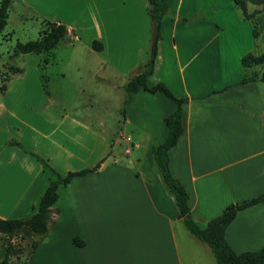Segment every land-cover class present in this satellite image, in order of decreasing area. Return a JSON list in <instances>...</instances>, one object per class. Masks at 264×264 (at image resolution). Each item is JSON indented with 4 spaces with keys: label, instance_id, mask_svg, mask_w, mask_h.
Segmentation results:
<instances>
[{
    "label": "crops",
    "instance_id": "1",
    "mask_svg": "<svg viewBox=\"0 0 264 264\" xmlns=\"http://www.w3.org/2000/svg\"><path fill=\"white\" fill-rule=\"evenodd\" d=\"M168 6L147 84L163 83L175 98L187 99L168 167L204 229L228 205L264 192V82H241L263 70L241 65L243 56L262 53L263 36L253 37L252 23L230 0H168ZM247 8L264 15L262 6ZM12 9L21 21L29 16L65 26L67 44L76 43L83 57L96 61L92 77L113 90H124L147 61L144 0H13ZM26 74L13 75L0 93V219L31 216L53 171L64 176L102 162L57 189L45 234L26 228L13 234L9 261L25 255L23 264H213L208 246L178 217L151 156L166 137L164 119L174 102L140 90L111 132L104 116L90 108L75 113L63 97L43 95L41 86L38 98L26 95ZM123 137L131 139L129 153H119L124 160L114 151L127 148ZM73 237L83 246L73 245ZM224 239L236 254L261 249L264 202L237 212ZM5 246L0 233V260Z\"/></svg>",
    "mask_w": 264,
    "mask_h": 264
},
{
    "label": "trees",
    "instance_id": "2",
    "mask_svg": "<svg viewBox=\"0 0 264 264\" xmlns=\"http://www.w3.org/2000/svg\"><path fill=\"white\" fill-rule=\"evenodd\" d=\"M144 1L146 3V12L149 19L150 29L148 57L143 70L139 74L130 78L125 84L124 93L126 94V99L123 101V108L120 113L123 116L124 108L131 98L140 90L151 94L159 93L174 102L175 110L164 119L167 131L166 137L161 144L151 148V156L166 189L174 198L175 205L178 210V217L182 220L183 225L194 238L208 246L216 264H264V246L255 252L236 254L232 251L224 239L225 229L235 218L237 212L255 204L264 202V192L254 198L228 205L220 215L209 220L204 229H200L190 215L189 207L187 205V193L185 192L183 186L170 174L168 167V151L177 144L178 139L183 133V126L181 124L182 105L187 101V99L175 98L171 91L163 83H157L152 86L147 84V78L153 71L157 56L158 43L161 40V21L167 13L169 6L168 0ZM230 1L240 10L243 18L252 23V35L254 38H257L259 33L253 20H257L260 25V29L264 28V20L258 16L261 14V10L248 12L247 7L249 4L262 6V10H264V0ZM12 2L13 0H0V35L6 26L8 12ZM44 22L49 23L48 21ZM47 28L48 30L45 29L41 32L38 39L34 41H27L25 43H18L16 45L17 51L20 54L38 55L47 53L56 48L58 44L69 34L67 28L61 24L49 23L47 24ZM92 48L99 51L101 50V45L100 43L93 41ZM46 64L47 62H45V65ZM241 65L245 69H249L254 66H263L264 51L258 55L247 54L243 56L241 58ZM13 71L15 74L23 72L21 68H14ZM256 80L264 82V73L259 77L255 74L250 77L249 75L245 76L241 82L247 83L254 82ZM5 88L6 87L4 86H0V93H2ZM42 89L44 94L47 95L48 92L46 91V86L44 84L42 85ZM11 143L12 145L19 147L26 154L30 155L43 167L49 168L47 163L33 152L23 148L17 142ZM101 162L102 161L91 168L77 172H69L64 176L53 171L55 179L48 183L38 205L35 208L33 207L34 213L31 216L24 219H0V233H3L6 236V246L3 258L0 260V264H10L9 256L12 250L11 238L16 231L26 228L35 234L42 235L46 233L50 219L51 206L58 198L57 189L60 186L67 185L75 177L84 176L88 173L97 171ZM71 242L77 247L83 246V242L77 237H73Z\"/></svg>",
    "mask_w": 264,
    "mask_h": 264
},
{
    "label": "rangeland",
    "instance_id": "3",
    "mask_svg": "<svg viewBox=\"0 0 264 264\" xmlns=\"http://www.w3.org/2000/svg\"><path fill=\"white\" fill-rule=\"evenodd\" d=\"M258 16L264 20L263 13ZM43 22L35 21L29 16H25L23 21L18 20L13 9L8 13L6 26L0 35V86L6 87L12 76L16 75L14 68L26 69L25 80L28 86L26 95L38 98L40 90L37 86L42 88L44 84L49 95L61 96L66 100L68 107L73 106L71 111L81 113L90 108L91 113L104 116L111 132L116 131L119 128L116 121L121 122L122 120L120 112L123 103L120 97H126L124 90H113L109 85L92 77L91 67L96 61L83 57L84 53L76 49V43H73V46L68 45L70 40L68 36L47 53L20 54L17 51L18 43L34 41L40 37L42 31L48 30L47 24L51 22ZM253 22H255L259 36H263L258 54L264 51V28H259L257 20ZM45 62H47L46 65ZM261 68L263 69L261 72L255 71L249 74V77L253 74L258 77L263 74L264 65ZM35 69L38 71L37 75ZM186 73L184 71L185 76H187ZM43 95L46 96L44 93ZM114 151L118 155L123 154L124 146L116 147ZM122 160H124L123 157ZM25 258V255L16 259L11 258L10 264H23ZM212 261L216 264L214 258Z\"/></svg>",
    "mask_w": 264,
    "mask_h": 264
},
{
    "label": "built area",
    "instance_id": "4",
    "mask_svg": "<svg viewBox=\"0 0 264 264\" xmlns=\"http://www.w3.org/2000/svg\"><path fill=\"white\" fill-rule=\"evenodd\" d=\"M123 141H125L127 143V148L124 150V153L128 154L130 149H131V147H130L131 139H130V137H123Z\"/></svg>",
    "mask_w": 264,
    "mask_h": 264
}]
</instances>
